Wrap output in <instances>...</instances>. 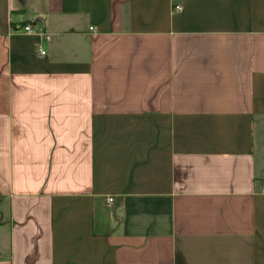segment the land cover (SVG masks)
Returning a JSON list of instances; mask_svg holds the SVG:
<instances>
[{"label": "crops", "instance_id": "crops-1", "mask_svg": "<svg viewBox=\"0 0 264 264\" xmlns=\"http://www.w3.org/2000/svg\"><path fill=\"white\" fill-rule=\"evenodd\" d=\"M263 188L264 0H0V264H264Z\"/></svg>", "mask_w": 264, "mask_h": 264}, {"label": "built area", "instance_id": "built-area-1", "mask_svg": "<svg viewBox=\"0 0 264 264\" xmlns=\"http://www.w3.org/2000/svg\"><path fill=\"white\" fill-rule=\"evenodd\" d=\"M181 10H182V6H180V5L173 6V12H180ZM23 31L26 32V33H33L34 32L33 27L29 26V25L25 26L23 28ZM39 55L40 56H44L45 55V51L40 49L39 50ZM262 191L264 192V188L262 189ZM106 201H107V203H111L113 201V199L112 198H107Z\"/></svg>", "mask_w": 264, "mask_h": 264}]
</instances>
